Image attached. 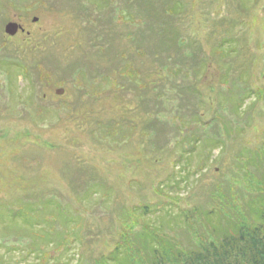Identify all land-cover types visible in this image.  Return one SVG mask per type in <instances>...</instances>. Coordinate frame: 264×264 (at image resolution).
<instances>
[{
  "label": "rangeland",
  "instance_id": "obj_1",
  "mask_svg": "<svg viewBox=\"0 0 264 264\" xmlns=\"http://www.w3.org/2000/svg\"><path fill=\"white\" fill-rule=\"evenodd\" d=\"M260 206L264 0H0V264H150L144 230L153 264H264Z\"/></svg>",
  "mask_w": 264,
  "mask_h": 264
},
{
  "label": "trees",
  "instance_id": "obj_2",
  "mask_svg": "<svg viewBox=\"0 0 264 264\" xmlns=\"http://www.w3.org/2000/svg\"><path fill=\"white\" fill-rule=\"evenodd\" d=\"M144 20H146V19H144ZM142 21V22H147V20L146 21ZM156 23V22H155ZM242 82H244V84L246 85L247 83H245L246 81H244V80H242ZM231 87L229 88V90L228 91H232V89H234L235 90V88H237V89H239L238 87H237V85H230ZM246 87H247V89H244V88H242L241 89V91L239 90V93H231L230 94V98L228 99L229 101L228 102H226V103H228L230 106H231V99H233L234 97H237V95L239 96V95H241V94H243L242 95V99H241V101H239V103L238 104H235L234 106H232V108L235 110L236 109V111L238 110V111H240L241 109H242V106H243V104H244V99L245 98H248V97H250V96H252L253 94H251V92H250V89L251 88H249L247 85H246ZM220 97V96H219ZM226 97V96H225ZM224 98V97H223ZM221 104V103H220ZM228 104H226L227 106H228ZM220 107H223V105H221ZM215 142V141H214ZM216 143V142H215ZM217 144V143H216ZM215 146V145H214ZM149 207H147V206H145L143 209H141V213L143 214V213H145V214H149V212H150V209H148ZM167 212V215L168 216H170V212H168V211H166ZM199 212H203L202 210H199ZM185 213V212H184ZM254 213H260V225L261 224H264V207H259L258 209H254ZM126 214L128 215V217H130L131 219L133 218V221H132V223H127V224H124L125 226H122V236H124L125 234H127L128 233V231L130 230V228H132V226H134V225H137L136 223V218L139 220V218H141L139 215H138V213H135V211H133V212H126ZM185 215V219L186 220H184V221H188V215L185 213L184 214ZM211 216V218H212V214H211V212L210 213H206V215L204 216V217H207L209 220L211 219V218H209ZM134 218H135V221H134ZM179 218H180V216H179ZM225 221L227 222V225H226V231L228 230V229H231V230H233V222H232V220H230L229 218H225ZM136 222V223H135ZM175 225H180L179 223H174ZM211 224V223H210ZM258 226H256L254 229H256ZM213 228V227H212ZM225 228V227H224ZM223 228V229H224ZM213 230H215V227L213 228ZM185 231H186V229H185ZM236 231V230H235ZM229 233V232H228ZM135 239H136V237H141V238H145L146 240H141V239H139L140 241H141V243H142V246H149L150 247V251H149V260L151 261L150 262V264H153V262H156V260L158 259V258H160L159 257V254L161 253V249H165V247H163V246H161V244L159 243V240H158V238L156 239V241H157V243H158V246L156 245V246H154L153 244H151V242H152V239L153 238H151V236L150 235H147L146 233H145V230L144 231H142V232H140V231H138L137 233H135V232H133V235H132ZM120 237V236H119ZM149 238V239H148ZM163 241V240H162ZM171 246V245H170ZM146 248V247H145ZM172 249H173V247H171ZM142 250V249H141ZM178 251L179 250H175V252H177L178 253ZM117 252V251H116ZM113 253V256H111V259H107L108 257H106V256H104L103 258V261H100V263L99 264H139V262H138V260H131L126 254L125 255H123L121 258H119V259H117L118 258V256H117V253ZM138 256H139V254H138ZM110 257V256H109Z\"/></svg>",
  "mask_w": 264,
  "mask_h": 264
},
{
  "label": "water",
  "instance_id": "obj_3",
  "mask_svg": "<svg viewBox=\"0 0 264 264\" xmlns=\"http://www.w3.org/2000/svg\"><path fill=\"white\" fill-rule=\"evenodd\" d=\"M34 20L37 21L38 19L35 18ZM5 28H6V29H5V32H6L8 35H10V36H14V35H16V34L18 33V31H19L20 29H22V27H20V25H19L18 23L14 22V21H11L10 23H8V24L5 26ZM63 91H64V90L59 89V90L57 91L58 95H59V94H63Z\"/></svg>",
  "mask_w": 264,
  "mask_h": 264
}]
</instances>
